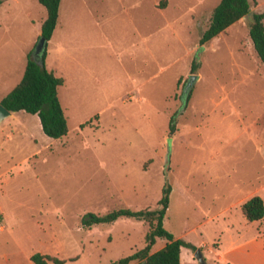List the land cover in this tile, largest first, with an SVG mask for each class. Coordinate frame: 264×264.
<instances>
[{
  "label": "rangeland",
  "instance_id": "1",
  "mask_svg": "<svg viewBox=\"0 0 264 264\" xmlns=\"http://www.w3.org/2000/svg\"><path fill=\"white\" fill-rule=\"evenodd\" d=\"M248 1L200 45L218 0H60L44 65L63 78L67 132L50 138L23 111L0 123V264L126 256L144 245L146 222L81 217L153 208L166 186L162 226L194 246L180 247L179 264H199L196 249L203 264H225L216 247L264 230L239 208L252 191L264 204V65L248 37L264 0ZM43 17L37 0H0V98L33 57Z\"/></svg>",
  "mask_w": 264,
  "mask_h": 264
},
{
  "label": "trees",
  "instance_id": "2",
  "mask_svg": "<svg viewBox=\"0 0 264 264\" xmlns=\"http://www.w3.org/2000/svg\"><path fill=\"white\" fill-rule=\"evenodd\" d=\"M44 9V17L39 25V35L45 39V45L39 55L37 63L30 54L26 55V61L19 80L1 98L0 104L8 111H23L36 116L37 123L42 133L50 138H59L66 134V119L61 109L57 87L62 84L63 78L47 70L44 65L46 56V42L50 38L58 15L60 0H37ZM249 13L248 0H218L212 8L209 22L198 38V44H203L216 36L231 23ZM264 10L252 12L249 17L248 37L252 49L264 65ZM195 68L191 64V70ZM189 93L186 95L188 100ZM173 129V126L170 127ZM168 187L162 189V194L153 208L131 209L118 207L101 214L85 213L80 224L90 227L94 224H109L120 217L132 218L147 223L144 234V245L134 252L122 256L107 264H179L180 247L194 246L180 238H174L171 233L162 226L165 210L168 204ZM240 211L247 221L259 220L264 213L263 201L258 195H252L244 200ZM156 238L165 240V243L157 250L150 252ZM32 264H62L64 259L44 253L34 252L29 255Z\"/></svg>",
  "mask_w": 264,
  "mask_h": 264
},
{
  "label": "crops",
  "instance_id": "3",
  "mask_svg": "<svg viewBox=\"0 0 264 264\" xmlns=\"http://www.w3.org/2000/svg\"><path fill=\"white\" fill-rule=\"evenodd\" d=\"M12 113L13 111L10 114ZM252 192L240 200L239 206L244 200L254 195ZM263 217L264 213L260 219L262 220ZM214 250L215 258L225 264H229L230 262L232 264H264V230L257 233L255 236L249 238L244 237L241 241L233 242V244L225 250L218 249V247Z\"/></svg>",
  "mask_w": 264,
  "mask_h": 264
},
{
  "label": "water",
  "instance_id": "4",
  "mask_svg": "<svg viewBox=\"0 0 264 264\" xmlns=\"http://www.w3.org/2000/svg\"><path fill=\"white\" fill-rule=\"evenodd\" d=\"M44 45H45V39L43 37L39 36L35 45H34L33 52H32V56H33L32 58L37 63L39 62V55H40L41 51L43 50ZM10 113H11V111H8L5 107H3L0 104V123L2 122L3 119H5L7 116H9ZM193 256L196 258V260L199 264H203V258H202L198 249H196L194 251Z\"/></svg>",
  "mask_w": 264,
  "mask_h": 264
}]
</instances>
